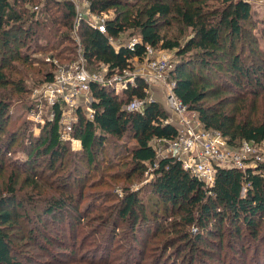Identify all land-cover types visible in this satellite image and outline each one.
<instances>
[{
    "label": "trees",
    "instance_id": "trees-1",
    "mask_svg": "<svg viewBox=\"0 0 264 264\" xmlns=\"http://www.w3.org/2000/svg\"><path fill=\"white\" fill-rule=\"evenodd\" d=\"M86 1L94 14L112 11V16L105 21V33L86 19L78 18L70 0H0V264H21L18 260L21 251L20 248L18 252L15 250L13 239L16 236L12 231L22 221L31 220L29 215L20 216L19 213L26 205L16 188L15 173L21 168L31 180L39 179L40 183L59 169L61 172L57 176L63 181L73 177L79 179L99 165L109 171V179L129 181L152 168L149 187L153 199L146 202L134 190H128L120 197L115 195L110 198L112 203L101 207L97 219L102 223L96 225L93 224L94 216L87 218V214L81 212L70 190L61 185L63 181L53 178L56 190L44 197L43 205L35 214V221L42 229L38 236L43 234L46 241L49 237L44 225L41 226L42 220L51 218L56 222L58 217L67 214L76 216L69 219L71 228L88 232L86 239L101 234V226L106 223L125 222L127 231L123 235L130 237V242L138 241L137 226L141 223L156 221L167 212L178 215L177 220L158 231L161 235H171L166 244L168 247H179L175 259L169 252L167 260L163 261L168 252L166 246L162 255L147 262L131 261L132 251L127 248L112 260L108 251L106 257L104 254L98 260L84 258L87 260L84 263L73 249L70 252L73 258L66 261L53 258L46 264H167L169 261L168 264H194L193 254L179 258L186 249L183 244L188 242L186 246L194 247L213 243L204 234H221L225 221L234 238H251L253 242L258 239L259 244L264 243V161L249 159L243 170L216 166L214 182L206 186L173 156L158 157L152 141L172 140L179 131L175 124L167 121V114L157 101H146L142 111L126 108L133 99L148 97L147 83L142 77L138 76L135 85L121 96L114 95L97 82L90 84L94 117L88 119L79 108L78 121L71 132L81 142L80 151L71 153L69 143L60 140L57 108L54 119L46 122L38 135L24 136V140L17 143L27 128L24 129L25 121L17 126L12 124L14 104L28 97L30 86L51 81L54 73L51 63H41L34 69L33 57L46 45L45 49L57 56L61 64L67 61L63 54L66 51L72 58L68 62L74 61L78 46L72 33L76 24L81 42L78 55L89 73H100L103 69L105 77H110L123 69L130 70L133 61L143 60L147 47L155 51H174L176 61L170 70L173 94L187 111L196 114L201 127L220 132L228 143L237 139L253 144L264 141V111L254 119L235 104L236 100L243 103L247 96L258 97L264 93V58H259L260 66L256 62L253 67L244 64V55L247 58L254 55L242 50V34L254 16L247 0H216L215 4L208 0H147L143 6L129 0ZM169 16L177 17L190 29L191 35L183 44L160 33L159 19ZM133 29L139 33L133 49L121 46L115 50L114 40ZM40 41L45 45L39 49ZM65 42L73 46L75 57L71 48L64 46ZM237 45H240L238 51ZM210 98L215 102L207 103ZM18 150L22 153L28 150L26 155L23 154V161L14 157ZM66 154L72 156L70 166L63 164ZM45 159L47 174L42 166ZM39 166L42 168L37 169ZM4 168L10 171L7 178L2 174ZM62 188L64 191L60 190ZM32 198H29L31 203ZM189 226L199 233L193 236ZM245 227L250 236L241 232ZM147 234L153 235V231ZM22 236L40 243L33 228L23 232ZM101 236L109 239L105 233ZM72 239L77 245V236ZM259 244L254 245L252 255L247 258L245 249L236 250L243 261L241 264H253L254 261L264 264V249L261 250ZM86 257H90L89 254ZM28 261L41 264L37 258L29 257Z\"/></svg>",
    "mask_w": 264,
    "mask_h": 264
},
{
    "label": "rangeland",
    "instance_id": "rangeland-1",
    "mask_svg": "<svg viewBox=\"0 0 264 264\" xmlns=\"http://www.w3.org/2000/svg\"><path fill=\"white\" fill-rule=\"evenodd\" d=\"M146 1L147 0H129V2L137 3L138 6H143ZM208 2L215 4L216 0H208ZM247 2L252 6L254 16L251 22L246 25L244 33L242 34V50H244L245 53L252 52L254 53V55L251 56V58H247V55H244V64L253 67L252 65L256 62V65L260 66L261 62L259 58H264V0H247ZM77 5L82 9V14L86 15L84 9H86L87 7V1L77 0ZM102 14H105L108 18L112 16V11L110 10ZM158 24L160 33L162 35L172 41H178L180 42V44L186 42L191 35L190 29L184 26L175 16L161 18L159 19ZM77 32V29H74L72 33V39L78 46L79 50L81 42L78 38L79 36ZM138 38L139 33L137 30H129L119 35L118 39L114 40L113 46L114 48H118V46L119 48L121 46H127V43H129L132 39ZM69 44V42H65L64 46H68L69 48H71L73 52L72 56L75 57L76 54L75 58L77 59L78 50L74 54V49H72L73 46ZM44 45V42L40 41L39 49L41 48L40 46ZM45 47L47 48L46 45ZM45 47L41 48L40 52L36 51L37 53L34 55V61L32 62L34 69L35 67L39 68L41 66V63H51L54 66L52 71H55L61 68V65L62 67H68L74 62H68L72 58L71 55H69L68 51H66L63 54L64 57L67 58V61L61 64V61L57 58V56L50 53V51L46 50ZM239 48L240 45H237V51L239 50ZM156 52L157 56H167V59L170 62L172 68L174 67V62L176 61V54L174 51L158 50ZM68 56H70L69 59ZM138 64H142V61L132 62L131 66L133 68H131V73L137 74L141 71H135L138 68ZM43 69H45V66H43ZM103 72V69H101L100 73L103 74ZM141 76L143 75L139 74V77ZM45 83L46 82H37L34 86H30V93L28 94V97L24 100L16 102L14 104V107L12 108V124L14 123V125L17 126L21 122L25 121L26 123L24 124V129L27 128L23 135H21L20 139L17 140V143L24 140V136L28 135L30 137H34L38 135L42 126L46 122H49L51 120V110L49 108V105L46 104L47 97L44 94V90L46 91ZM171 85L172 77L170 71L163 73L161 78L152 79L147 83V99L157 101L162 109L166 112L168 117L167 121L175 124L178 130L182 127L181 123L179 122L180 119L189 120V123L194 128H201L200 125H196L197 118L194 112L186 111L185 113L179 114L175 112L169 105L168 96L172 94ZM214 102L215 99L213 98H210L207 101V103ZM235 104L236 108L242 107L245 110V114L247 113L254 119H258L257 117H259L261 112L264 111V93L260 94L258 97H254L253 95L247 96V99L243 103H240V99L236 100ZM35 117L38 118L35 120ZM186 126L187 125L184 124L182 129L186 128ZM113 142L114 144H116V141ZM227 144L230 147V150L240 152L241 140L237 139L231 143H228L227 139ZM68 145L71 153L76 151L78 152L81 149V146L77 147L78 143L76 142H73L72 144L69 143ZM152 145L156 151V155L160 157L161 152L164 150L163 142L153 140ZM252 147V152L260 156V159L255 161H264V141L253 144ZM28 150L24 151L23 153L22 151L18 150L14 157H20V161H23V154L26 155ZM71 158L72 156L70 157L69 154H66L63 159V164L65 166H70L73 163V159ZM43 163L44 164H42V166L43 168H45V170H43L45 174H47L48 172L46 168L48 169V163L46 159ZM56 163L58 165V162ZM42 166L37 167V169L42 168ZM9 172L10 171H7L6 168L2 170V174L4 173L3 176H5V178H7ZM60 172L61 170L59 169L56 174L52 173V177H46L44 182L42 181L41 183L39 179L37 181L33 179L31 180L28 174L23 171V168L17 170L15 173L17 181L16 188L19 191L18 193L24 198V201L26 202L24 210L19 211L20 216H24L25 214H27L29 215V218H31V220L22 221L19 224V227L12 231L13 235L16 236V238L13 239L15 250L18 252L20 248L21 251L18 252V254L20 255L18 260L21 262V264H35L28 261L29 257L37 258V260L40 261L41 264H46L53 258L66 261L70 258H73L70 257V252L73 249L76 250L77 256H81L78 257V259L80 260H82V258L83 260L84 258L87 260H98L101 256H104V254V257H106L108 251L111 254L109 258L112 260V258L115 257L116 254H120L122 250L129 248L132 251L131 261L136 260V262H147L150 259H157L158 256L164 253L167 246L168 252L166 253L167 255L163 257V261L165 262L167 260L169 252H172L171 256L174 259L176 258L175 251H177L179 247H177L176 245H170V247H168V245H166L168 243V240L172 238L171 235L165 236L159 234L158 232L172 220L178 219V215L171 212L161 214L156 219V221L153 220L152 222L145 224L141 223L140 225H138V241L135 240V242H130V237L123 235V233L127 231L125 222H120L115 225L113 221L112 223H106L101 226L100 233H105V235L107 234L109 236V239L103 238L101 234L86 239L88 236V232H85L82 228L78 230L71 228V221H69V219L76 218V216L74 217V215L69 214L65 215L64 217H58L56 219V222L51 221L53 220L51 218L42 220L41 226L44 225L45 234L49 237V241H46V238L43 236V234L38 236V233H42V229L37 225V222L35 221L37 219L35 215L36 211L37 209L40 210L41 206L43 205L44 197L56 190V186H53L52 179L57 178V175ZM108 172L109 171L106 168H102L101 165H99L97 168H92L91 173L81 176L79 179L73 177L70 180L63 181L58 177L59 181H63L61 182V185L65 186V189H69L71 195H73V197L77 200L76 202L81 212H83V214H87V218L94 216L93 218L96 219V221H93L94 225L102 223V220L97 219L99 218L98 212L102 210L101 207L103 206V204L112 203L113 199L110 198L115 197V195L120 197L121 195H124L128 190H134L136 192H139L140 195L147 200L146 202H148L149 199H153V195L149 187V181L153 178L152 168L144 170L139 178L133 177L129 181H124L122 179L116 181L111 180L108 178ZM42 176L43 174L41 175V177ZM60 190L64 191L63 188ZM31 197H33V203H31V200H29V198ZM148 211L152 215L150 208L148 209ZM31 228L35 230L37 235L36 238H38L40 243L37 241H33L38 243L35 244L29 239L22 236L23 232H28ZM228 228L229 223L225 221V224L220 229L221 234H204L208 241L210 240L213 242L210 244L205 243L204 245L200 246H198L199 244H197L193 247L192 245L186 246L188 242H185V244L183 245H185L186 249L181 252L179 258H188L191 256V254H193L192 256H194V264H241L243 261L241 262V256L237 253L236 250H238L239 248H243L245 249V253L247 254L246 258L250 257L252 255L254 245L259 244V240L256 239V241L253 242L251 241V238L236 239L232 234H230ZM188 229L193 236L199 233V230H197L195 227L189 226ZM152 231L153 235L147 234V232ZM241 232L250 236L249 231L246 229V227L242 228ZM113 233L117 235H114ZM155 234L157 235L154 236ZM200 234H202V232ZM74 236H77V245H75V242L73 243L74 239L72 238H74ZM259 246L261 250L264 249V243H260ZM201 249H205V251H202ZM91 250H94L93 253L89 252ZM102 252L104 253L102 254ZM88 254L90 257H86ZM94 256L96 257L93 258ZM87 260H84V263H87ZM177 261H180V259H178ZM255 262L256 261H254L253 264H256ZM168 263H170V261L167 262V264Z\"/></svg>",
    "mask_w": 264,
    "mask_h": 264
},
{
    "label": "built area",
    "instance_id": "built-area-1",
    "mask_svg": "<svg viewBox=\"0 0 264 264\" xmlns=\"http://www.w3.org/2000/svg\"><path fill=\"white\" fill-rule=\"evenodd\" d=\"M75 7L78 18H86L87 21L97 28L100 32L105 33V14H94L89 9L87 3L84 9L86 15H83L82 9L78 7L77 0H70ZM34 9H37L35 6ZM86 16V17H85ZM78 24L74 29H77ZM138 39H132L127 43V47L133 49ZM116 47L115 50H118ZM60 67V66H59ZM133 68V67H132ZM172 69L167 56H157V52L151 47L146 48L142 64H138L135 71L123 69L122 72L114 73L110 77H105L102 73H89L84 66V61L78 55V58L68 67H62L54 71L51 81L45 83L47 97L46 104L51 110V120L54 119V110H59V138L62 142L78 143L80 140L71 135L74 123L78 121L77 111L80 108L88 119H93L94 110L91 107L93 98L91 96L90 84L99 83L102 87L112 91L114 95L121 96L130 87L135 85V79L140 75L146 83L155 78H161L163 73ZM134 71V72H135ZM173 86V83L172 85ZM150 99H133L126 108L128 110L142 111L146 101ZM169 105L179 113H185V106L172 94L168 96ZM38 117H35V120ZM197 118V117H196ZM182 127L178 130L179 134L172 140H158L163 142L164 150L160 156H173L179 160L184 169L190 171L198 180L206 186H211L214 182L216 166L235 167L245 169L249 159L259 160L260 156L253 153V143L249 140L242 139L240 152L230 150L227 139L220 132L207 130L204 128H194L189 120H179ZM184 124L186 128L182 129ZM196 125H200L198 119Z\"/></svg>",
    "mask_w": 264,
    "mask_h": 264
}]
</instances>
